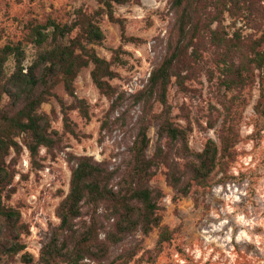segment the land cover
Here are the masks:
<instances>
[{"label": "rangeland", "instance_id": "1", "mask_svg": "<svg viewBox=\"0 0 264 264\" xmlns=\"http://www.w3.org/2000/svg\"><path fill=\"white\" fill-rule=\"evenodd\" d=\"M100 6L98 0H0V47L9 41L24 42L28 62L34 54V47L26 40L29 22L44 23L49 18L70 22L76 9L93 12ZM114 10L116 17L125 20L126 34L139 40L123 41L120 24L103 13L98 20L105 38L92 46L100 56L112 61L117 76L110 82L123 96V102L119 110L108 114L111 100L94 84L92 63L80 71L74 83L76 96L90 104L89 119L78 108L71 107L74 97L63 82L52 90L41 111L49 115V131H56L61 138L58 147L51 152L41 146L38 164H34L28 147L18 137L21 153L17 155L12 148L6 158L15 175L10 185L13 191L10 196L4 194L2 202L20 210L21 221L30 232L21 235L27 248L4 264H30L22 258L25 251L32 255V264H39L41 248L60 224L57 207L70 190L72 170L79 156L90 155L109 168H123L141 117L159 114L163 109L159 102L150 107L136 99L176 41L177 9L172 0H129L116 4ZM234 20L228 12L224 14L222 24L229 32L235 29L231 27ZM237 27L244 35L260 34L241 21ZM203 56L202 64L186 80L184 90L179 89L175 78L168 90L169 116L175 124L190 127L192 154L179 157L182 153H178L177 145L169 154L170 162L176 166L170 169L162 163L155 168L150 183L160 191L157 202L161 224L149 233L138 229L112 243L107 263L264 264V129L254 110L259 84L254 77L255 81L241 90L228 92L220 85L212 50H203ZM12 70L11 60L8 71ZM65 111L77 135L65 127ZM107 115L109 126L102 129ZM158 127V120H152L148 131L149 156L159 145L169 151L166 139L159 137ZM228 127L235 135L229 157L212 172L206 186L198 185L189 172L188 161L194 158L193 153L204 148L208 139L220 143L219 135ZM169 171L180 179V187L188 189L186 194L171 183ZM88 220L85 205L78 221L82 224ZM101 221L108 231L110 223ZM164 228L170 238L159 245ZM104 237L102 231L101 238Z\"/></svg>", "mask_w": 264, "mask_h": 264}, {"label": "trees", "instance_id": "2", "mask_svg": "<svg viewBox=\"0 0 264 264\" xmlns=\"http://www.w3.org/2000/svg\"><path fill=\"white\" fill-rule=\"evenodd\" d=\"M129 0H98L101 5L93 12L82 7L75 10L70 22L61 23L49 18L46 22L28 23L27 42L34 47L28 62L27 48L22 41H9L0 47V264L13 259L27 248L21 235L29 233V226L21 221L19 209L2 202L4 194L10 196L14 168L6 161L13 148L20 154L22 146L18 137L28 147L34 164L41 146L53 152L61 138L56 131H49V115L41 111L42 104L53 94L60 82L74 97L72 108L90 118V104L75 93V79L80 71L93 64L91 77L101 93L110 100L109 112L119 110L123 96L110 82L117 73L112 61L100 56L93 44L101 43L105 33L98 16L106 13L109 19L118 22L123 41L139 39L126 34L125 20L115 16L116 4ZM264 0H172L177 9V38L169 47L162 62L151 72L148 83L137 95V102L153 106L159 102L163 109L152 116L145 114L139 122L138 133L129 149V157L121 169L109 168L90 155L77 158L72 170L70 190L57 207L60 224L41 248L39 264H114L105 260L112 243H117L126 234L141 229L149 233L161 224L158 197L160 191L151 185L155 168L170 162V149L178 147L179 157L192 153L189 147L190 127H182L169 116L168 90L173 82L179 89L186 88V80L192 78L204 60L203 50H212L213 62L218 69L220 85L228 92H236L255 81L259 84V97L254 110L264 129ZM235 18L232 32L223 26L224 14ZM258 29L259 35H244L237 22ZM217 23L216 27L213 25ZM211 46H208V45ZM13 70L8 71L9 61ZM185 72V73H184ZM159 122V137L166 139L169 151L159 145L149 156V127L152 120ZM65 127L77 135L75 127L65 111ZM109 126L108 115L102 129ZM220 143L210 138L204 148L193 153L187 163L193 180L206 186L212 172L222 166L230 155L235 135L231 127L220 133ZM169 180L186 194L188 189L180 187L179 178L169 171ZM88 206L89 220L79 223L83 207ZM104 219L110 223L106 231ZM105 237L101 238V232ZM170 238L164 228L158 243ZM22 258L32 264V255L25 251ZM89 259V261H86Z\"/></svg>", "mask_w": 264, "mask_h": 264}]
</instances>
